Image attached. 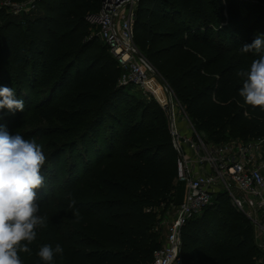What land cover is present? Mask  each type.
<instances>
[{
    "label": "trees",
    "instance_id": "1",
    "mask_svg": "<svg viewBox=\"0 0 264 264\" xmlns=\"http://www.w3.org/2000/svg\"><path fill=\"white\" fill-rule=\"evenodd\" d=\"M100 6L101 0H42L41 12L22 13L18 20L0 11V87L13 88L25 106L39 89L48 101L59 95L72 107L66 118L56 104L41 102L35 109L61 125L68 146L59 151L70 152L68 174L55 157L41 170L45 186L38 192V214L47 217L41 243L63 248L51 264H149L161 245L151 230L153 206L181 200L182 190L174 191L177 155L165 110L139 104L133 111L140 110V119L115 128L127 94L118 84L117 61L89 19ZM132 27L139 50L203 138L249 140L243 133L261 132L264 111L243 102L239 90L245 78L237 72L264 56V47L241 50L264 35V0H139ZM3 109L0 125L15 135L24 113ZM44 133L38 128L22 136L37 142ZM126 146L134 150L125 153L131 162H124L119 177L87 162L93 154L98 160L123 155ZM166 153L173 154L174 167ZM87 192L99 198L82 199ZM68 193L78 221L68 210ZM181 239L183 264H264L256 255L251 222L225 193L182 226Z\"/></svg>",
    "mask_w": 264,
    "mask_h": 264
},
{
    "label": "built area",
    "instance_id": "2",
    "mask_svg": "<svg viewBox=\"0 0 264 264\" xmlns=\"http://www.w3.org/2000/svg\"><path fill=\"white\" fill-rule=\"evenodd\" d=\"M42 0H1L0 11L29 13ZM139 0H101L97 14L89 19L98 25V36L117 61L120 86H134L152 95L165 110L172 146L176 151L175 180L184 184L182 201L165 229L161 245L149 264H183L181 228L202 214L218 193H225L231 205L252 225L255 244L264 250V145L262 140L232 138L214 143L193 127L175 94L155 67L141 53L133 35V21ZM160 90L164 99L158 97ZM180 106L183 120H178ZM180 121L183 127L179 126ZM185 128V130H184ZM147 211L150 208L146 209ZM264 262V260H261Z\"/></svg>",
    "mask_w": 264,
    "mask_h": 264
},
{
    "label": "clouds",
    "instance_id": "3",
    "mask_svg": "<svg viewBox=\"0 0 264 264\" xmlns=\"http://www.w3.org/2000/svg\"><path fill=\"white\" fill-rule=\"evenodd\" d=\"M264 35H258L251 44L241 47L243 52L264 47ZM239 77L245 78L239 90L243 102L264 111V56L253 60L249 70H239ZM24 100L16 98L11 87H0V109L10 112L24 111ZM46 156L35 139H25L19 133L10 135L0 125V264H22L19 253L30 252L37 237V228L45 227L46 216H41L38 204V190L45 186L42 166ZM69 197L68 210L78 221L80 213L74 208L75 200ZM60 244L43 245L38 256L51 264L54 254H62Z\"/></svg>",
    "mask_w": 264,
    "mask_h": 264
},
{
    "label": "rangeland",
    "instance_id": "4",
    "mask_svg": "<svg viewBox=\"0 0 264 264\" xmlns=\"http://www.w3.org/2000/svg\"><path fill=\"white\" fill-rule=\"evenodd\" d=\"M35 9L41 12V9H39L38 6H36ZM1 11L6 13L7 10L2 9ZM7 14L11 15L10 17L14 18V20H18L19 19L18 17L21 13H19L18 15H13L11 13H7ZM9 81H8V84L10 83ZM124 89L127 94L126 96L127 98L124 99V101L120 104L119 109H118V113L120 114V118H121L120 121L117 122V124L115 123V126H116L115 128H118V129H121V126L125 125L126 122L132 123L140 119V110L137 109L136 111H133V109L137 105L139 104L142 106L144 105L153 106L154 104L160 105L158 101H156V99L152 95L145 93L140 88H137L134 86H126ZM31 92L32 94H30L29 96V99H28L29 101L27 102V105H26L27 107L25 106L24 111L22 112L24 114L21 116L22 118V124L20 127L21 130H17L16 133H20L21 135H23L22 133L24 132V137L28 138L29 136H32L35 130H37L38 128H43L45 133L40 137V139L37 140V143L41 146L42 151L44 155L46 156V161L44 165L51 166L50 160L55 157L56 160H59L60 162L66 164L65 165L66 169L64 173V175H66L68 174L67 172L70 171V166H68V161L70 159V156H69L70 152H66L62 155V152L59 151V150H63L65 146L66 147L68 146V143L66 142L67 139H65L66 137L62 136L64 134L63 128L57 121L50 122V121L43 119L41 117V114H38L37 111H35V109H36V104L37 103L40 104L41 102L43 103L44 106L48 103L56 104L57 108L61 112H66V113H63V115L66 118L71 113L72 107L68 108L67 107L68 103L65 100H61L59 95L55 100L51 99L50 101H48L45 98V94L40 93L39 89L31 91ZM158 97L159 98L163 97V90H160V92L158 93ZM175 99L177 100V98ZM177 103L180 104L178 100H177ZM2 111H4V109H2ZM8 114H10V112H8ZM177 115L179 117L178 120H183L184 116H183V112L181 111L180 106H178ZM111 121L112 120L109 119V123H108L109 126L113 125V122ZM184 125L186 127V124ZM243 134L244 136H246L245 138H248L250 140H262L263 145H264V122L262 124L261 132L257 134L253 133L248 136L245 133ZM237 135H239V132H236L235 136ZM77 148L79 150H82L80 145ZM133 150L134 149L132 147L126 146L123 155L115 154L114 157L100 158L99 160L95 158V155L93 154L90 157L88 156L87 162L90 167L92 165H97L100 167L102 171L109 173L112 177L114 178L119 177L122 175L124 171V167H125L124 162L126 160H129L128 162H131L130 159H128V157L125 155V153L132 152ZM166 157L171 159V166L174 167L173 154L166 153ZM174 187H175L174 189L175 192H177L176 189L178 188L179 190L180 189L182 190L181 200H180L181 202L183 198L184 184L174 180ZM38 192L40 191L38 190ZM38 196L40 198L39 194ZM97 198H99V195L94 192H87L82 196V199L94 200ZM176 200H179V199L177 198ZM152 210L155 215L156 225L151 230L155 233L156 237L162 241L167 225L170 223V221L174 218L176 214L175 204H169L167 206H165V204H160L157 206H153ZM199 216H201V214ZM36 231H37L36 240L31 245H29L30 252L19 253V256L22 260V264H46V262L41 260L40 257L38 256V251L40 247L43 246V244L41 243L42 239L40 236V228H37ZM256 247H257L256 255L257 257H259V261L264 260V250L259 248L257 245Z\"/></svg>",
    "mask_w": 264,
    "mask_h": 264
},
{
    "label": "crops",
    "instance_id": "5",
    "mask_svg": "<svg viewBox=\"0 0 264 264\" xmlns=\"http://www.w3.org/2000/svg\"><path fill=\"white\" fill-rule=\"evenodd\" d=\"M183 125H184V124L180 121L179 126H180V127H183Z\"/></svg>",
    "mask_w": 264,
    "mask_h": 264
},
{
    "label": "bare ground",
    "instance_id": "6",
    "mask_svg": "<svg viewBox=\"0 0 264 264\" xmlns=\"http://www.w3.org/2000/svg\"><path fill=\"white\" fill-rule=\"evenodd\" d=\"M165 98V94L163 93V97L162 98H160V99H164Z\"/></svg>",
    "mask_w": 264,
    "mask_h": 264
}]
</instances>
